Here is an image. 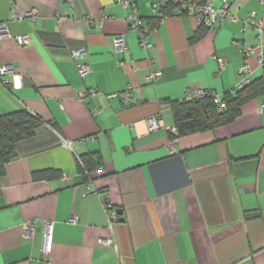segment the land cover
I'll use <instances>...</instances> for the list:
<instances>
[{
  "label": "crops",
  "instance_id": "obj_1",
  "mask_svg": "<svg viewBox=\"0 0 264 264\" xmlns=\"http://www.w3.org/2000/svg\"><path fill=\"white\" fill-rule=\"evenodd\" d=\"M154 1L131 0L134 15L121 0H0L10 32L0 34V65L13 67L0 115L25 108L44 120L0 176V264H264V96L228 125L171 131L172 106L190 89L222 98L238 88L239 47L258 42L249 15L264 25V0H227L214 29L193 15L159 18ZM24 34L27 45L16 39ZM248 62L249 79L261 76ZM153 114L161 127L151 131ZM46 171L59 174L38 176Z\"/></svg>",
  "mask_w": 264,
  "mask_h": 264
},
{
  "label": "trees",
  "instance_id": "obj_2",
  "mask_svg": "<svg viewBox=\"0 0 264 264\" xmlns=\"http://www.w3.org/2000/svg\"><path fill=\"white\" fill-rule=\"evenodd\" d=\"M188 1L167 4L163 9V14H186L183 3ZM177 9L179 13H176ZM210 92L202 98L182 100L173 104L176 136L204 132L232 123L241 114L245 104L264 96V65L261 76L250 80L244 87L237 88L234 92L226 93L221 98L222 105L215 102ZM43 122L44 120L39 115L25 108L0 115V176L4 173L6 164L17 158V143L33 137L36 128ZM82 159L84 167L89 169L91 161H88L85 156ZM58 174V172L46 171L38 176L51 177Z\"/></svg>",
  "mask_w": 264,
  "mask_h": 264
},
{
  "label": "built area",
  "instance_id": "obj_3",
  "mask_svg": "<svg viewBox=\"0 0 264 264\" xmlns=\"http://www.w3.org/2000/svg\"><path fill=\"white\" fill-rule=\"evenodd\" d=\"M124 2L125 5H130L132 4L134 6V15L137 11V8L135 7V4L131 2V0H121ZM183 0H155L153 2L154 8L156 13L160 16L163 17V9L166 7L167 4L169 3H174V4H179ZM215 0H189L187 3H183V9L188 15H193L196 20L198 21L199 25L207 28V29H214L217 27V24L224 22L225 19L229 16V11L228 8L230 6V2L227 0H224V2L219 6L216 7L214 5ZM37 11H30L28 13H18L17 11H13V16L22 18L24 16H35ZM176 13H179V10L177 9ZM255 13L251 12L250 13V19L253 20V23L256 25L258 28V42L256 44H240V51L244 54L245 56V64L241 67L240 73L243 75V79L241 80L240 84L238 85V89L244 87L247 83H249V74L252 72L251 67L249 65L248 59L250 57L254 56L258 63L260 65H264V25L260 23L259 20L255 19ZM133 16V15H132ZM232 19H236L235 16L231 15ZM249 21V19L247 20ZM131 27L133 29L139 28L142 31L141 35V42L144 44L146 47H151V43L148 41L146 33L148 29H142L139 27V21L138 19L133 21L131 23ZM0 34L2 36H9V28L8 24L6 22L0 23ZM17 41L21 45H27L30 42V35L24 34V35H18L16 36ZM115 46L120 49V50H126V43L123 39V37H116L115 38ZM83 55L82 49H77L73 51V56L74 58L76 57H81ZM219 63L221 67H226L227 61L223 58L219 59ZM78 69L79 73L82 77H86L88 73L90 72V66L88 63L84 62H79L78 63ZM13 72V67L8 64H3L0 65V83H3L4 85H7L10 83L11 78L10 75ZM161 72H155L151 73L147 76V80L149 81H155L161 76ZM210 90L201 88V87H196L194 89H190L189 92L187 93V96L183 100H192V99H197V98H202L208 95ZM94 92V91H91ZM89 93V92H88ZM212 96L214 97V100L216 103L222 105V99L221 97L211 91ZM84 95V94H83ZM124 98L126 99H132V93L130 91L124 92L123 93ZM261 111H264V102L261 105ZM148 122V127L151 131L157 130L161 127V117L159 114H153L147 119ZM171 131L176 133V127H172ZM111 217L113 219L117 218V214L115 211L111 212ZM72 222H77L78 221V216L74 215L71 218ZM110 243V242H109ZM43 250L45 253H48L50 251V234L47 232L44 235V245H43Z\"/></svg>",
  "mask_w": 264,
  "mask_h": 264
},
{
  "label": "water",
  "instance_id": "obj_4",
  "mask_svg": "<svg viewBox=\"0 0 264 264\" xmlns=\"http://www.w3.org/2000/svg\"><path fill=\"white\" fill-rule=\"evenodd\" d=\"M120 214V213H119Z\"/></svg>",
  "mask_w": 264,
  "mask_h": 264
}]
</instances>
